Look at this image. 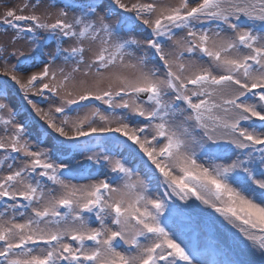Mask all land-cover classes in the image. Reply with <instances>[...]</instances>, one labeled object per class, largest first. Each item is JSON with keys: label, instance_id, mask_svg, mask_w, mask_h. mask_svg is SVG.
Here are the masks:
<instances>
[{"label": "snow or ice", "instance_id": "obj_1", "mask_svg": "<svg viewBox=\"0 0 264 264\" xmlns=\"http://www.w3.org/2000/svg\"><path fill=\"white\" fill-rule=\"evenodd\" d=\"M0 7V264H264V0Z\"/></svg>", "mask_w": 264, "mask_h": 264}, {"label": "rangeland", "instance_id": "obj_2", "mask_svg": "<svg viewBox=\"0 0 264 264\" xmlns=\"http://www.w3.org/2000/svg\"><path fill=\"white\" fill-rule=\"evenodd\" d=\"M0 11H3V8H2V7H0ZM0 32H2V29H0ZM11 35H12V33L9 32L7 36H2V37H0V39H3V40L6 41ZM22 46H23L25 49H27V47H28V45H26V44H23ZM66 46H67V45H66ZM3 76H4L3 74H0V80H1V78H2ZM5 77H6V76H5ZM6 78H7V77H6ZM15 89H16V88H15ZM6 102H7V101H6ZM11 103H12L13 105H19V104H21L20 99H19L15 94H13L12 92H11ZM41 106L46 107V105H41ZM244 257L247 258L246 255H245ZM250 264H258V263H254V262L251 261Z\"/></svg>", "mask_w": 264, "mask_h": 264}, {"label": "bare ground", "instance_id": "obj_3", "mask_svg": "<svg viewBox=\"0 0 264 264\" xmlns=\"http://www.w3.org/2000/svg\"><path fill=\"white\" fill-rule=\"evenodd\" d=\"M246 256H247V258H245V257L244 258L249 261V264L251 261L259 264V257L258 256H254L251 254H247Z\"/></svg>", "mask_w": 264, "mask_h": 264}, {"label": "trees", "instance_id": "obj_4", "mask_svg": "<svg viewBox=\"0 0 264 264\" xmlns=\"http://www.w3.org/2000/svg\"><path fill=\"white\" fill-rule=\"evenodd\" d=\"M15 88H17L18 86H14ZM19 92V91H18ZM20 93V92H19ZM21 95V94H20Z\"/></svg>", "mask_w": 264, "mask_h": 264}]
</instances>
